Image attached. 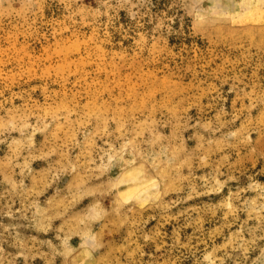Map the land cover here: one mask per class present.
Masks as SVG:
<instances>
[{
    "label": "rangeland",
    "instance_id": "rangeland-1",
    "mask_svg": "<svg viewBox=\"0 0 264 264\" xmlns=\"http://www.w3.org/2000/svg\"><path fill=\"white\" fill-rule=\"evenodd\" d=\"M0 264H264V0H0Z\"/></svg>",
    "mask_w": 264,
    "mask_h": 264
}]
</instances>
